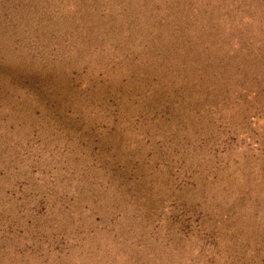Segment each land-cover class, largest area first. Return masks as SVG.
I'll use <instances>...</instances> for the list:
<instances>
[{"label": "rangeland", "instance_id": "obj_1", "mask_svg": "<svg viewBox=\"0 0 264 264\" xmlns=\"http://www.w3.org/2000/svg\"><path fill=\"white\" fill-rule=\"evenodd\" d=\"M0 264H264V0H0Z\"/></svg>", "mask_w": 264, "mask_h": 264}]
</instances>
